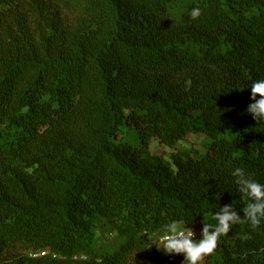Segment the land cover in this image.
Segmentation results:
<instances>
[{
    "label": "trees",
    "instance_id": "1",
    "mask_svg": "<svg viewBox=\"0 0 264 264\" xmlns=\"http://www.w3.org/2000/svg\"><path fill=\"white\" fill-rule=\"evenodd\" d=\"M259 79L264 0H0V264H181L147 237L201 233L227 205L242 222L206 264H264V221L243 219L231 175L264 184V121L246 111ZM123 121L140 144L114 140ZM188 134L204 150L174 167L149 151Z\"/></svg>",
    "mask_w": 264,
    "mask_h": 264
},
{
    "label": "clouds",
    "instance_id": "2",
    "mask_svg": "<svg viewBox=\"0 0 264 264\" xmlns=\"http://www.w3.org/2000/svg\"><path fill=\"white\" fill-rule=\"evenodd\" d=\"M201 15V10L193 8L190 16L196 20ZM191 81H185V86L190 87ZM250 103L246 111L256 121H264V79L252 82ZM231 175L234 177L242 199L247 201L246 207L243 208V219L251 227L257 228L264 221V184L258 183L249 177L245 170L236 167ZM215 224L206 223L203 225L201 236L202 239L196 241L195 233L186 225L183 227L175 221H170L166 225V231L158 241V249L165 254H183V264H200L205 256L214 252L218 240L221 236L226 235L233 225L241 223L242 217L231 205L219 208L214 213Z\"/></svg>",
    "mask_w": 264,
    "mask_h": 264
},
{
    "label": "rangeland",
    "instance_id": "3",
    "mask_svg": "<svg viewBox=\"0 0 264 264\" xmlns=\"http://www.w3.org/2000/svg\"><path fill=\"white\" fill-rule=\"evenodd\" d=\"M115 141H127L131 144H140V138L138 134L137 127L133 124H128L123 121L119 129L114 136ZM205 135L203 134H188L184 140L180 141L176 146L169 147L160 143L156 138H152L149 144V151L153 155L161 157L163 160L169 162L172 167V155L178 150H204ZM181 225V224H180ZM194 233V239L199 241L202 239L201 233L197 229H191ZM96 235V248L97 250H115L119 244L123 241V238L118 235V233L111 228V225L106 220H99L95 226ZM163 235V234H162ZM149 235L147 238L152 241H156L158 244L159 239L162 236ZM207 256L203 258L200 264H206ZM183 264V262L181 263ZM186 264V262H185Z\"/></svg>",
    "mask_w": 264,
    "mask_h": 264
}]
</instances>
